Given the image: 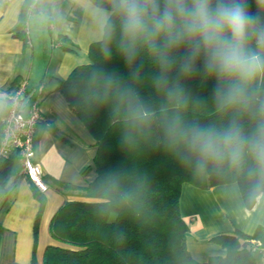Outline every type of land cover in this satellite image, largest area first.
Here are the masks:
<instances>
[{"label": "trees", "instance_id": "trees-1", "mask_svg": "<svg viewBox=\"0 0 264 264\" xmlns=\"http://www.w3.org/2000/svg\"><path fill=\"white\" fill-rule=\"evenodd\" d=\"M97 2L111 11L108 0ZM33 3L25 0L20 21L12 29L14 36L24 37V17ZM243 3L249 15L264 25V3ZM111 19L112 40L91 43L90 62L74 67L56 87L95 139L92 164L96 175L86 186L51 179L57 190L78 189L83 198L66 200L51 216L48 230L57 243L45 246L41 264H255L247 240L258 239L264 245V224L252 234L236 229L212 235L209 239L221 244L225 254L197 261L187 250L189 226L179 208L183 182L204 189L235 182L245 207L251 208L264 187H258L256 163L247 147L239 166L225 160L198 169L195 157L169 129L222 130L235 123L245 138L255 136L264 123V75L249 88V99L223 104L217 90L228 82L206 70L203 55L187 73L182 70L186 45L173 51L174 62L167 72L143 48L128 61L119 46V17L112 15ZM249 50L264 58V34L253 33ZM133 106L138 111L133 112ZM2 127L0 121V139ZM16 160L15 149L0 155V186L4 189ZM90 168L84 166L81 173ZM42 181L47 184L44 175ZM30 183L39 201L30 263L39 264L35 248L45 197Z\"/></svg>", "mask_w": 264, "mask_h": 264}, {"label": "crops", "instance_id": "crops-1", "mask_svg": "<svg viewBox=\"0 0 264 264\" xmlns=\"http://www.w3.org/2000/svg\"><path fill=\"white\" fill-rule=\"evenodd\" d=\"M24 2L0 0V117L4 92L23 79L29 89L42 86L38 104L43 120L36 125L34 141L35 159L47 181L35 248L41 264L45 246L57 243L48 230L51 216L66 200L83 198L77 190H57L51 179L86 186L96 175L92 164L95 139L56 87L74 67L90 62L88 48L101 36L82 0H40L36 7L30 4L23 22L24 37L14 36L12 29L20 21ZM86 165L91 168L82 174ZM18 167L7 181L8 188L0 186V264H31L39 201L20 163ZM179 208L189 226L187 250L197 261L225 254L221 244L209 239L212 235L236 229L252 234L264 224V192L247 208L235 182L206 189L183 182ZM247 241L253 247L255 264H264V254L255 247L259 240Z\"/></svg>", "mask_w": 264, "mask_h": 264}, {"label": "clouds", "instance_id": "clouds-1", "mask_svg": "<svg viewBox=\"0 0 264 264\" xmlns=\"http://www.w3.org/2000/svg\"><path fill=\"white\" fill-rule=\"evenodd\" d=\"M39 3L40 0H34L33 6ZM82 3L105 42H110L114 35L112 15L119 17V46L128 61L143 48L167 72L174 62L173 51L186 45L188 55L182 70L187 73L203 55L206 70L228 82L227 87L217 90L223 104L249 99V88L264 75V58L249 50L251 36L256 32L264 34V25L249 15L243 0H108L111 11L97 0H82ZM161 82H165L163 76ZM132 111L138 108L133 106ZM261 111L264 112V105ZM169 132L182 140L195 157L198 169L225 160L239 166L247 147L256 163L258 187H264V123L251 138H245L235 123L222 130L173 127Z\"/></svg>", "mask_w": 264, "mask_h": 264}, {"label": "built area", "instance_id": "built-area-1", "mask_svg": "<svg viewBox=\"0 0 264 264\" xmlns=\"http://www.w3.org/2000/svg\"><path fill=\"white\" fill-rule=\"evenodd\" d=\"M41 93V85L29 89L26 79L3 93L0 155H6L10 150L15 149L21 172L43 191L46 189V184L42 181V171L35 159L34 149L36 125L43 120L38 104ZM255 245L264 254V245L260 241H256Z\"/></svg>", "mask_w": 264, "mask_h": 264}, {"label": "rangeland", "instance_id": "rangeland-1", "mask_svg": "<svg viewBox=\"0 0 264 264\" xmlns=\"http://www.w3.org/2000/svg\"><path fill=\"white\" fill-rule=\"evenodd\" d=\"M18 164H19L18 161H16L15 164H14V166H13L14 171H17L18 170V168H19L18 167ZM72 190H77L79 193L81 192V190H78V189H72ZM255 255L258 256L259 255L258 252L255 253Z\"/></svg>", "mask_w": 264, "mask_h": 264}, {"label": "water", "instance_id": "water-1", "mask_svg": "<svg viewBox=\"0 0 264 264\" xmlns=\"http://www.w3.org/2000/svg\"><path fill=\"white\" fill-rule=\"evenodd\" d=\"M24 100H26V98Z\"/></svg>", "mask_w": 264, "mask_h": 264}]
</instances>
